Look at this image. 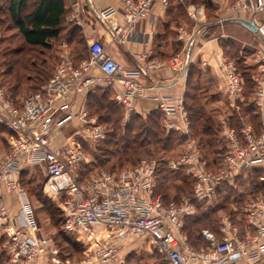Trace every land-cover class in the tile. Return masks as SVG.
Instances as JSON below:
<instances>
[{"label":"built area","instance_id":"2783aa9c","mask_svg":"<svg viewBox=\"0 0 264 264\" xmlns=\"http://www.w3.org/2000/svg\"><path fill=\"white\" fill-rule=\"evenodd\" d=\"M122 5L124 23L132 27L147 17L154 4L165 8L169 0H117ZM215 3L224 0H214ZM196 9L189 18L198 20ZM199 11V10H198ZM227 17L252 15L257 33L264 39V22L254 20L264 13V0H232L225 7ZM78 23L76 12L69 15ZM116 34V33H115ZM190 36L179 31V41ZM88 60L75 64L65 51L50 79L34 93L17 102L8 98L0 84V133L5 134L0 145V240L8 264H129L121 256L122 241L143 239L163 264H256L261 257L264 239V192L248 200L242 207L243 223L255 230L254 236L236 239L235 230L227 218L221 220L223 238L203 232L208 243L204 252L197 251L182 233L185 221L195 214V202L210 199L215 186L229 181L241 168L258 164L264 173V136H256L249 128L241 130L242 143L232 133L226 137L230 149L221 168L210 172L206 168L196 142L189 139L183 151L167 165L168 171H180L191 181V194L178 204L165 203L156 193L158 176L154 159L142 160L134 167L119 172L98 171L82 177L81 167L87 162L79 140L97 143L105 132L83 107V98L97 86L93 69L114 81L123 71L104 51L100 42L88 48ZM256 63L264 66V53L258 52ZM170 70L182 69L180 55L166 61ZM160 62L147 69L156 70ZM226 89L234 96L242 91L243 82L235 66L222 60ZM1 76V70H0ZM121 89H114L113 101L123 110L126 123L135 112L136 102L145 97V90L130 80L118 79ZM255 100L264 99V80L255 78ZM109 83V82H108ZM156 108L164 115L165 133L187 134V114L181 104L168 108L166 100H158ZM76 105L78 109L73 112ZM70 127V136H64ZM44 168L43 191L56 201L63 217V229L83 247L81 260H62L51 240L41 234L33 210L19 185V176L29 168ZM264 180V177H262ZM15 197L18 211L12 212L7 198Z\"/></svg>","mask_w":264,"mask_h":264},{"label":"crops","instance_id":"0c3cea01","mask_svg":"<svg viewBox=\"0 0 264 264\" xmlns=\"http://www.w3.org/2000/svg\"><path fill=\"white\" fill-rule=\"evenodd\" d=\"M62 1L64 13L61 18L60 39L52 49L56 62L65 51L75 64L88 60L89 45L97 41L102 44L105 53L123 68L114 81L93 69L91 75L98 80L93 90H106L113 94L114 89H121L118 79L137 83L145 90V97L136 102L132 115L142 120L157 115L161 128L164 115L156 108L159 102L153 98L166 100L165 105L170 109H176L181 104L187 114V134L180 131L169 133L183 137L184 144L189 139L195 141L191 136L192 124L186 106L190 104V98H199L203 111L211 116V123L216 130L213 137L222 151L220 168L230 149L227 133L232 132L239 143H242L243 128H249L256 136H264V99L256 102L254 82L255 78L264 80V66L261 62L256 63L258 52L264 53V39L227 17L225 7L232 0L220 3H215L214 0H197L199 3L186 4L182 0H169L165 8L154 4L149 15L132 27L124 23L122 5L117 0ZM178 6L181 7V12L177 10ZM193 9L197 10L196 21L188 16ZM73 12L78 14V23L68 19ZM251 17L249 13L239 15V18L246 20ZM254 20L264 22V13H256ZM180 30L190 36L189 41L178 40ZM176 55L182 57L183 66L180 71L173 73L166 61ZM222 60L229 61L235 68L243 66L241 72L238 70L243 82L241 93L234 96L228 94ZM155 61L162 66L156 70L147 69ZM77 109L74 105L72 111ZM0 136L3 140L5 134L0 133ZM261 174L264 173L258 164L244 166L229 181L215 186L210 199L195 202V214L184 225L191 218L219 207L227 196L229 200L226 204L229 206L238 205L244 197L247 199L246 203L260 196L264 192V180H261L264 175ZM232 195L233 199L230 200ZM6 201L11 211L16 212V198L9 197ZM223 211V208H218L213 217ZM218 222L215 220L211 229L204 228L200 231L201 242L197 247L189 242L183 229L182 233L197 251L204 252L208 243L202 235L203 232L213 234L217 241L223 238L220 232L221 221L220 224ZM231 226L238 240L256 234L255 230L247 229L243 221L240 225ZM261 244L264 245V239ZM262 257L264 250H261V257L256 264H264Z\"/></svg>","mask_w":264,"mask_h":264},{"label":"trees","instance_id":"16d2710c","mask_svg":"<svg viewBox=\"0 0 264 264\" xmlns=\"http://www.w3.org/2000/svg\"><path fill=\"white\" fill-rule=\"evenodd\" d=\"M31 0H8V18L10 23L15 29L18 30L23 44L28 48H42L44 51L51 49L58 39H60L62 15L64 13V3L62 0H32L33 3L28 7L27 3ZM184 4L193 2L199 3L197 0H182ZM205 4V2H202ZM25 9V13L20 14ZM177 10L181 12V7L178 6ZM21 51L15 52L6 48L3 52L0 60V84L9 86L10 95L17 90L26 79V73L30 72L26 56L21 54ZM238 73V69L236 68ZM36 74V83H40L43 79L39 72L34 71ZM239 74V73H238ZM240 75V74H239ZM43 81V80H42ZM41 81V82H42ZM45 83H43L44 85ZM43 85L37 86L30 93L37 92ZM27 95V94H26ZM113 94L106 90H92L86 95V106L88 110L97 112L104 111L106 116L104 118L105 123L110 122V117L116 112L113 109H119L120 107L113 101ZM109 97H111L109 99ZM12 100L13 98L10 97ZM110 100V104H106V101ZM16 100L15 102H17ZM190 104L186 106L189 120L191 121V136L195 139L196 144L201 151L203 158L206 159V168L210 172H214L220 168L222 151L219 148L218 143L214 140L215 127L211 123V116L203 111L201 107L200 99L197 97L190 98ZM108 103V102H107ZM112 109V110H111ZM121 109V108H120ZM101 118V116H99ZM135 124V127H134ZM112 132H105V139L103 141L104 149L99 151L113 150V157L116 161L111 169L103 170L108 172H119L123 170L124 164L134 162L139 156V151L143 150L145 146H149L153 149H159L160 152L165 153L167 148L171 145H179L184 143L185 139L177 134L165 132L161 128L160 121L157 115H153L146 120H142L138 116L132 115L126 122L124 127L120 128L118 122L115 120L112 124ZM118 130L122 131L119 134ZM3 133V132H1ZM117 137V138H115ZM0 139L2 137L0 136ZM1 145V144H0ZM106 152V153H107ZM220 155V156H219ZM219 156V157H217ZM157 162V176L158 184L156 193L162 196L165 203L173 202L178 204L182 197L190 196V180L184 177L179 171H168L167 165L169 161H166L163 157L155 159ZM105 163V158L99 162L100 165ZM126 169V168H125ZM102 170V169H101ZM100 170V171H101ZM176 183V184H175ZM190 187V188H189ZM189 188V189H188ZM173 190L172 194L168 191ZM228 196L222 201V204L218 207L210 209L208 212L201 213L198 216L191 218L186 225H184L183 233L188 236L189 242L197 247L201 242L200 231L204 228L211 229L213 224L212 217L218 208L225 209V204L228 202ZM57 207V205H56ZM60 215V233L62 234L63 244L66 245L65 250L77 253V251L83 252V247L76 243L63 229V217L60 210L57 207ZM2 241L0 240V264L7 263L8 258L1 248ZM60 256L62 252H59ZM62 260V256L60 257Z\"/></svg>","mask_w":264,"mask_h":264},{"label":"rangeland","instance_id":"374dc122","mask_svg":"<svg viewBox=\"0 0 264 264\" xmlns=\"http://www.w3.org/2000/svg\"><path fill=\"white\" fill-rule=\"evenodd\" d=\"M32 3L33 1L31 0L27 3V6L29 7ZM7 8L8 0H0V60H3V52L6 48H8L10 50H15V52L22 50L21 54L26 56V59L29 61L28 64L32 63V66H29V68L32 70L31 73H26V79L23 80L22 85L18 87L17 90L12 92L13 96L9 94L10 89L7 85V82L6 85H3V87L5 88L6 96L8 98L12 97L13 100L16 101L31 92L32 90H34L40 84L43 85V83H46L54 73L58 62H56L57 60L52 56V49L55 42L52 43L53 46L48 51H44L42 48H28L23 44L18 30L15 29L9 21ZM25 11L26 10L23 9L20 14L23 15ZM236 67L238 68L239 72L243 70L242 65ZM34 71L39 72L42 75V82H35L36 74H34ZM110 98L111 97H109V99ZM109 102L110 100L106 101V104L109 105ZM83 107L86 110L88 116L95 119L96 123L102 126L104 132H112V124L115 120L118 122L117 126H119L120 128L124 127V125L126 124L123 120V110L120 108L113 109L116 110V112L111 115L110 122L105 123L104 118L106 114L104 111H100L97 112V114H94V111L87 109L85 99L83 102ZM99 116H101V118ZM73 130L74 129L70 127L68 130H66L64 136H70ZM118 131L119 134H122L121 130ZM103 141L104 140L97 143H91L87 140H79L80 148L83 150L88 162L82 165L81 167L82 177H87L88 175L94 172H98L101 169H111V167L115 164L116 161L113 157V150L115 149H109L108 152L99 151L104 149L105 145L103 144ZM1 143H4V140L0 139V144ZM184 146V143L179 145H171L167 148L165 153L160 152L159 149H153L149 146H145L143 150L139 151V156L135 159V161L129 162L128 164H124L123 168H131L142 160H155L160 157H163L166 161L174 160L183 151ZM104 158L105 163L100 165L99 162ZM44 176V168H29L20 174L18 180L19 185L22 191L25 193L26 199L33 210V214L41 234L51 240V244L53 248L58 252L59 257L62 256V258H64L63 260L79 261L83 257L81 251H77V253H74L72 252V250H70V252L65 250L66 245L63 244V240L61 239L62 234L60 233V215L56 207V201L46 195L42 189ZM172 191L173 190H170L168 192L172 194ZM229 198L230 200L233 199V195ZM246 200V197L242 198L239 204L236 206H229L228 204H225L224 211L222 213H219L217 216L212 217L211 223L214 225L215 220L218 222L220 217L224 216L231 224L240 225L243 221L242 207ZM220 221L218 222L219 224ZM70 237L74 240L72 236ZM200 248L201 246L197 249ZM120 251L121 256L125 257L126 261L129 264H163L159 256L156 255L152 248H149L148 242L143 239L134 238L122 241ZM59 252H62L61 256ZM261 261L264 262V257H262ZM3 264L7 263L5 262Z\"/></svg>","mask_w":264,"mask_h":264},{"label":"water","instance_id":"95a60500","mask_svg":"<svg viewBox=\"0 0 264 264\" xmlns=\"http://www.w3.org/2000/svg\"><path fill=\"white\" fill-rule=\"evenodd\" d=\"M231 21L240 24L241 26H243L244 28H246L248 31H250L253 34L257 33V28L251 19L246 20L243 18H236Z\"/></svg>","mask_w":264,"mask_h":264}]
</instances>
